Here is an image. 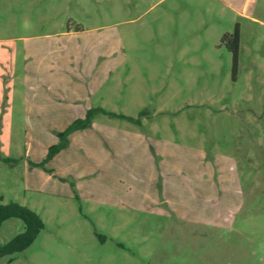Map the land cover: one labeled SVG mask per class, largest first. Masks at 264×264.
<instances>
[{
    "label": "rangeland",
    "instance_id": "obj_1",
    "mask_svg": "<svg viewBox=\"0 0 264 264\" xmlns=\"http://www.w3.org/2000/svg\"><path fill=\"white\" fill-rule=\"evenodd\" d=\"M0 58V203L44 225L0 264H264V0H0Z\"/></svg>",
    "mask_w": 264,
    "mask_h": 264
},
{
    "label": "trees",
    "instance_id": "obj_2",
    "mask_svg": "<svg viewBox=\"0 0 264 264\" xmlns=\"http://www.w3.org/2000/svg\"><path fill=\"white\" fill-rule=\"evenodd\" d=\"M230 34H225L221 38V43H225ZM238 28L237 26L233 32V40L231 45V51L234 59V64L237 60L238 55ZM102 109H91L89 110L84 118H79L73 121L70 125H68L63 131L56 132V136L59 138V142L57 144L51 145L48 148L47 158H50L53 154H55L60 149L64 148L67 143L68 135L78 129L86 128L90 125L92 117L96 113H103ZM113 115V114H111ZM121 118H126L128 120L134 121L135 119L131 117H126L123 115H119ZM18 219L23 223V230L14 236L11 240L0 243V257L5 255H15L24 251L28 248L33 241L38 236L39 232L43 229V221L41 217L30 208L20 205L17 202L10 201L8 203L2 204L0 203V227L2 223L8 219Z\"/></svg>",
    "mask_w": 264,
    "mask_h": 264
},
{
    "label": "crops",
    "instance_id": "obj_3",
    "mask_svg": "<svg viewBox=\"0 0 264 264\" xmlns=\"http://www.w3.org/2000/svg\"><path fill=\"white\" fill-rule=\"evenodd\" d=\"M8 59L6 58H0V123L1 127L5 128L8 127L7 125H10L11 123V112H12V105L10 104V99L13 96L12 89L6 91L4 94L1 88V82L4 81L6 82V87L8 84H10L11 87H13V80L15 79V74H14V68L13 61L7 62ZM27 70V69H26ZM33 76H30L28 73V70L24 73V85L26 86L25 91V97L24 100L28 99L29 94L28 91H30L28 83L31 81ZM4 98V101H3ZM4 102V103H3ZM49 102V103H48ZM58 97L54 98L52 96L47 97L46 104L44 109H43V114H44V119L49 118L50 120L53 118H56L58 112H61V106L58 104ZM31 107L29 106L27 108V113L30 114ZM28 114V115H29ZM4 140L3 133L0 135V141L2 142Z\"/></svg>",
    "mask_w": 264,
    "mask_h": 264
}]
</instances>
